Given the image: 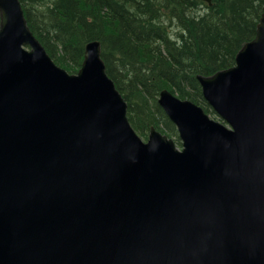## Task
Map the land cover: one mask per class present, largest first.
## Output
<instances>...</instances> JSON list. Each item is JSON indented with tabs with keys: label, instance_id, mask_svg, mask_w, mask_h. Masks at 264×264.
I'll return each instance as SVG.
<instances>
[{
	"label": "water",
	"instance_id": "1",
	"mask_svg": "<svg viewBox=\"0 0 264 264\" xmlns=\"http://www.w3.org/2000/svg\"><path fill=\"white\" fill-rule=\"evenodd\" d=\"M196 77L231 128L162 89L183 148L144 142L99 40L69 74L0 0V264H264V5L235 65Z\"/></svg>",
	"mask_w": 264,
	"mask_h": 264
},
{
	"label": "trees",
	"instance_id": "2",
	"mask_svg": "<svg viewBox=\"0 0 264 264\" xmlns=\"http://www.w3.org/2000/svg\"><path fill=\"white\" fill-rule=\"evenodd\" d=\"M20 2L32 32L68 72L81 66L85 44L99 39L106 71L127 102L134 130L145 138L154 126L177 141L175 127L158 105L159 89L213 113L196 75L235 64L239 48L255 36L264 5V0H211L210 5L197 0ZM171 5L177 8L173 12Z\"/></svg>",
	"mask_w": 264,
	"mask_h": 264
},
{
	"label": "rangeland",
	"instance_id": "3",
	"mask_svg": "<svg viewBox=\"0 0 264 264\" xmlns=\"http://www.w3.org/2000/svg\"><path fill=\"white\" fill-rule=\"evenodd\" d=\"M27 47V46H26ZM84 58V57H83ZM76 73V72H75ZM163 89V88H162ZM161 88L159 89V92L162 90ZM173 94L175 95V93L173 92ZM158 97H159V95H158ZM157 97V98H158ZM205 102L207 103V105L209 106V108H210V110L213 112V113H209V112H207L204 108V110H205V112L206 113H208V115L210 116V118H212V119H214V120H216V121H224V119L217 113V112H215V110L213 109V107L211 106V105H209L208 104V102L205 100ZM195 104H197L196 102H194ZM162 109V108H161ZM162 111L164 112V110L162 109ZM164 114H165V116L167 117V119L169 120V122L175 127V130H176V126H175V124L172 122V120L168 117V115L164 112ZM225 122V121H224ZM224 122H222L223 124H225ZM226 126H228V124L226 123L225 124ZM177 132V131H176ZM164 134H166L168 137H170V138H172L173 139V141H174V143H175V145H176V147L178 148V149H181L182 148V141L180 140V138H179V136H178V134H177V136H178V139H179V141H177V139H176V136H174V135H168L167 133H164ZM149 135V131L147 132V134L145 135V138L147 137ZM144 138V137H143ZM143 139V140H146V139Z\"/></svg>",
	"mask_w": 264,
	"mask_h": 264
},
{
	"label": "bare ground",
	"instance_id": "4",
	"mask_svg": "<svg viewBox=\"0 0 264 264\" xmlns=\"http://www.w3.org/2000/svg\"><path fill=\"white\" fill-rule=\"evenodd\" d=\"M198 2H205L204 0H197ZM206 3V2H205ZM216 8H218V5L216 6ZM170 12H173L174 10H176L177 8H176V6L175 5H171L170 6ZM197 10H199V12L200 13H202V12H204L205 11V8L199 3L198 4V8H197ZM174 22H172L171 24H173ZM169 24V23H168ZM92 40H99V39H92ZM92 40H90V41H92ZM100 41V40H99Z\"/></svg>",
	"mask_w": 264,
	"mask_h": 264
}]
</instances>
